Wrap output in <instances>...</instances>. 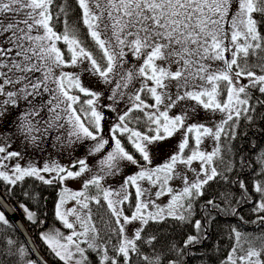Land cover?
I'll list each match as a JSON object with an SVG mask.
<instances>
[{"label":"snow or ice","instance_id":"obj_1","mask_svg":"<svg viewBox=\"0 0 264 264\" xmlns=\"http://www.w3.org/2000/svg\"><path fill=\"white\" fill-rule=\"evenodd\" d=\"M77 10L82 35L72 20ZM129 55L138 66L125 67ZM84 64L83 72L114 85L108 97L113 104L126 103L107 135L97 104L101 93L86 87L80 74L63 71ZM135 80L140 87L125 91ZM0 97V127L21 101L27 109L9 123L15 125L11 132H0V226L14 228L6 212L18 209L32 227L43 229L40 255V245L0 237V264H183L221 216L259 229L247 233L229 225L233 244L221 264H264V0H0ZM174 109L179 111L170 115ZM217 114L223 118L216 120ZM34 132L42 133L39 139L56 133L53 146L66 132L62 146L86 144L88 156H99V170L93 172L86 158L70 166L55 160L22 164V152L39 147ZM177 133V151L153 166V150ZM13 136L23 150H10ZM206 139L214 142L210 152L201 147ZM177 165L196 179L190 182ZM128 166L137 170L124 176L119 189L104 183ZM27 178L59 189L53 214L61 227H45L46 213L16 199ZM78 179V191L65 184ZM177 179L183 186L174 189L170 184ZM214 184L226 188L218 192ZM22 195L40 199L35 186ZM165 195L168 202L157 203ZM92 204L98 206L96 220ZM247 205L251 220L241 214ZM169 221L190 225L195 234L178 247L162 234ZM144 245L153 255L142 251Z\"/></svg>","mask_w":264,"mask_h":264},{"label":"rangeland","instance_id":"obj_2","mask_svg":"<svg viewBox=\"0 0 264 264\" xmlns=\"http://www.w3.org/2000/svg\"><path fill=\"white\" fill-rule=\"evenodd\" d=\"M62 42H58L57 46L61 48ZM67 49V48H66ZM62 50V49H61ZM228 55V54H226ZM128 60V64L125 65V67H132L133 65H139L140 61L134 60L130 55L126 57ZM217 67H222V64L220 62H217L216 64ZM88 65L84 64L82 66L78 67H67L64 68L63 71L69 72V73H77L81 75V79L83 81V84L90 88L93 91L101 93V96L99 100L97 101L98 107L103 110L104 114V132L105 135L108 133V129L116 123V116L117 112H120L126 107V103L124 100H121L119 104H113L111 100L108 99V97L111 95L110 89L114 87V85H109L105 84L100 78L94 76V75H89L86 72H83V68H87ZM247 80H242V83H247ZM140 87V82L139 80H135L133 84L129 85V89H126L125 91H130V92H135L137 88ZM9 90H15V89H9ZM73 94H78L74 93ZM4 99V97H0V100ZM150 100V99H149ZM149 102V101H148ZM151 103V101L149 102ZM21 106L18 108H11L10 109V115L7 116V121L5 122L3 127H0V132H11L12 129L15 127V125H12V128H9V123L18 120V117L20 114L27 109L24 107V102H20ZM105 105H112L117 109L116 112L111 111L109 108L104 107ZM179 111V109H174L171 114H176ZM44 116V114H41ZM45 119H47V116H44ZM223 117L220 116L219 114L216 115L215 119L220 120ZM35 120H40L41 122L37 125L38 128L43 130L45 127L43 121L41 120L40 117H36ZM34 135L38 137V145L39 147L35 146H29L25 151L22 152V154L25 156V160L21 161L22 164H26L27 162H36L38 166H42L46 161H51L55 160L58 163L65 165V166H70V164L77 158H86L89 167L93 170V172L99 170V156H88L87 155V148L86 144H81V145H64L62 146L67 133L65 132L64 135L61 137L60 141L55 142V146H53V137L56 135V133H51L47 138L44 139H39L41 137V132H34ZM12 139L15 141L12 145V149L10 150H17L21 151L25 148V146L20 142V140L16 139L14 136ZM181 139L180 133H177L175 136L170 138L167 141L162 142V144L153 150V166L159 165L163 163L164 160L168 158L169 155H171L173 152L177 151V144L179 143ZM4 140L0 139V144H3ZM87 143V142H86ZM191 143V141H190ZM201 147L206 150V151H211L212 148L214 147V142L211 139H206L204 143L201 145ZM187 151V150H186ZM14 163V161H13ZM193 167L196 168L197 170L199 169V163L195 162L193 164ZM137 169L135 166H128L126 168H122L121 174H118L116 176H110L108 177L104 183L107 186H110L115 189H119L120 185L123 182V178L125 175H131L134 174V172ZM177 170L182 173L187 175L189 181H193L196 179V174L191 172V171H186L184 165H177ZM91 173H86L85 175H90ZM203 178V177H201ZM82 179L78 180H68L65 182L66 186L72 190L78 191L82 187ZM144 187H149V185L144 182L143 184ZM171 187L174 189H179L182 187V181L177 179L171 182L170 184ZM157 189L152 188L151 191L154 193ZM130 191L134 192V189H130ZM90 194L95 195V192L93 189L90 190ZM155 199V197H152ZM170 197L168 195L162 196L159 200H157V203L163 205L168 202ZM68 207L74 206V202H69L67 205ZM95 204H92L91 207L92 209L95 207ZM95 220V218H94ZM97 228H103V224L97 222L96 224ZM103 234V233H102ZM129 234H131V226H130V231Z\"/></svg>","mask_w":264,"mask_h":264},{"label":"trees","instance_id":"obj_3","mask_svg":"<svg viewBox=\"0 0 264 264\" xmlns=\"http://www.w3.org/2000/svg\"><path fill=\"white\" fill-rule=\"evenodd\" d=\"M79 10L75 11L72 14V20L76 22V27H78L81 31V35L85 31L83 28L82 23L79 22ZM56 29L57 31H62L63 30V25L60 23L56 24ZM88 44L90 47H92V51L94 52L95 55L99 56L100 53L99 51L92 46L91 41L88 40ZM62 51L66 54V56H69L70 54L67 53L66 46L63 45V43L60 45ZM258 95V93H256ZM81 96V99H87L88 97H84L83 94H79ZM151 100H149L150 102ZM79 107V105H77ZM245 121L241 120L240 125L241 128L244 127ZM141 129H143V125L141 124L139 126ZM247 130V129H245ZM233 144L236 142L233 141ZM125 145L128 148L129 151H134L132 148L131 144H129L125 140ZM138 155V154H137ZM33 186H35V191L39 193L40 199L39 201H32L28 200L22 195L23 190L26 188L28 191L33 190ZM213 187L218 191H224L226 186L225 185H213ZM58 188L50 187L48 185H42L39 181H36L32 178H27L25 182L21 185H18L16 188V199H18L21 202H24L28 204V206L33 210L36 211L38 215L42 213H46V219L48 221V224L45 225V227L48 226H55V227H61L58 222H55L54 218V206L57 200V191ZM94 192L96 193V190L93 189ZM249 191H251V186H249ZM234 194H238L234 190ZM46 198V199H45ZM202 202V201H201ZM219 202V201H218ZM11 203V201H10ZM103 203V201H102ZM98 206H95L93 208V218L95 220L97 219V213L96 209ZM127 207V205H125ZM251 205H247L244 208L241 209V214L245 217L247 220L253 219V216L249 212L248 209H250ZM106 210V206H105ZM105 210H101V215L105 214ZM20 217L22 218L30 236L34 240L36 246L40 245V253L42 254L43 252V246L41 245V242L39 239H37L39 231L43 229H35L32 227L24 218V214L20 210H16ZM130 214V211H129ZM194 219H199L200 216L196 215L193 217ZM105 219H108V216L105 215ZM220 223L218 226H216L213 230H211L209 238L202 244L198 245L195 248L192 249V254L186 257H183V264H221V261L225 259V257L228 255L233 241L228 238V233L230 231L229 225L237 226L240 228L242 232H247V233H258L259 229L257 226L252 225V224H245L241 225L240 222L235 218V217H224L221 216L219 217ZM104 226V225H103ZM156 226L155 225H150V228L154 229ZM0 228H4V232H0V237L6 236L8 238L16 240L20 244H27L26 240L18 230V228L15 226L12 229H7L6 226H0ZM66 233L68 230L62 229ZM163 236L167 237L169 242H174L176 245L182 246L184 239L186 238L187 235L190 234H195L194 229L190 225H179L177 226V222L174 221H169L168 225L164 227L163 229ZM5 245L2 241H0V248H3ZM28 246V244H27ZM160 250L159 245H157V251ZM142 251L145 252V254L148 255H153L151 250L147 245H144L142 247ZM169 255L172 257V259H180L176 256L175 253H169ZM15 260V258H12Z\"/></svg>","mask_w":264,"mask_h":264},{"label":"water","instance_id":"obj_4","mask_svg":"<svg viewBox=\"0 0 264 264\" xmlns=\"http://www.w3.org/2000/svg\"><path fill=\"white\" fill-rule=\"evenodd\" d=\"M6 215H8V218L10 221L14 222V225L18 228L24 239L26 240L29 248H36V244L32 237L30 236L22 218L18 214L17 211H15V214L12 215L10 212H6ZM40 251L37 252V255H40Z\"/></svg>","mask_w":264,"mask_h":264}]
</instances>
